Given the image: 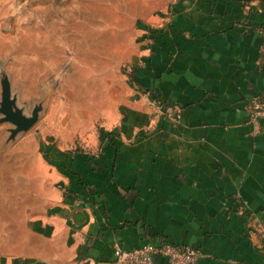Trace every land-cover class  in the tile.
<instances>
[{"label":"crops","instance_id":"obj_1","mask_svg":"<svg viewBox=\"0 0 264 264\" xmlns=\"http://www.w3.org/2000/svg\"><path fill=\"white\" fill-rule=\"evenodd\" d=\"M218 1L200 30L180 14L142 49L96 152L51 158L52 201L0 238V264H118L117 248L161 241L198 264H264V120H249L264 0Z\"/></svg>","mask_w":264,"mask_h":264},{"label":"rangeland","instance_id":"obj_2","mask_svg":"<svg viewBox=\"0 0 264 264\" xmlns=\"http://www.w3.org/2000/svg\"><path fill=\"white\" fill-rule=\"evenodd\" d=\"M218 3L0 0V238L52 201L58 183L48 162L98 150L120 119L114 113L142 49L156 48L168 24L183 25L180 14H201L182 29L200 30ZM8 109L31 128L20 130Z\"/></svg>","mask_w":264,"mask_h":264},{"label":"built area","instance_id":"obj_3","mask_svg":"<svg viewBox=\"0 0 264 264\" xmlns=\"http://www.w3.org/2000/svg\"><path fill=\"white\" fill-rule=\"evenodd\" d=\"M152 102L159 108L161 107L159 100H152ZM177 117V119H180V116ZM249 120L252 123L264 120V99L253 98L250 100ZM115 256L118 264H156L158 257L166 259L169 264H198L200 254L191 246L161 241L146 244L133 251H124L117 248Z\"/></svg>","mask_w":264,"mask_h":264},{"label":"water","instance_id":"obj_4","mask_svg":"<svg viewBox=\"0 0 264 264\" xmlns=\"http://www.w3.org/2000/svg\"><path fill=\"white\" fill-rule=\"evenodd\" d=\"M8 119L18 126L20 130H28L32 126V122L28 119H24L21 115L12 113L10 109L7 111Z\"/></svg>","mask_w":264,"mask_h":264}]
</instances>
